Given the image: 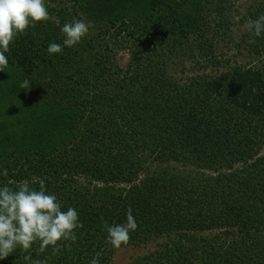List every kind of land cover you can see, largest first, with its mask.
Wrapping results in <instances>:
<instances>
[{"label": "trees", "instance_id": "1", "mask_svg": "<svg viewBox=\"0 0 264 264\" xmlns=\"http://www.w3.org/2000/svg\"><path fill=\"white\" fill-rule=\"evenodd\" d=\"M235 0H45L58 18L10 43L0 71V186L22 181L78 211L75 240L0 264H112L102 226L138 225L129 264H264V33L238 61ZM230 11V10H229ZM264 14L255 0L248 18ZM91 22L61 53L60 29ZM126 49L128 62H116ZM239 51V49H238ZM250 57V58H251ZM29 89H20L24 80Z\"/></svg>", "mask_w": 264, "mask_h": 264}, {"label": "clouds", "instance_id": "2", "mask_svg": "<svg viewBox=\"0 0 264 264\" xmlns=\"http://www.w3.org/2000/svg\"><path fill=\"white\" fill-rule=\"evenodd\" d=\"M53 20L60 24L48 12L45 0H0V71L9 67L5 55L18 35L25 34L29 27L36 22ZM92 27L91 22L83 19H73L66 22L60 31L64 35L63 45L50 43L47 47L49 54L61 53L63 46L72 47L79 43ZM245 31L260 37L264 33V14L255 20H249ZM30 81L24 79L20 89H29ZM0 175H7L5 169ZM39 189L30 186L28 181H22L13 189L8 185L0 186V259L7 258L17 247L27 252L34 242L39 241V251L44 252L52 246L53 255L60 252L58 241L75 240V231L82 228L78 211L69 207L62 209L61 202L55 194L46 191L45 181L38 180ZM102 226L107 232L106 243L119 249L127 245L131 239L130 232L138 227L132 209L126 210V221L110 225L103 220ZM97 253L89 264H99ZM24 260L30 264H48L45 260H32L31 255H25Z\"/></svg>", "mask_w": 264, "mask_h": 264}, {"label": "rangeland", "instance_id": "3", "mask_svg": "<svg viewBox=\"0 0 264 264\" xmlns=\"http://www.w3.org/2000/svg\"><path fill=\"white\" fill-rule=\"evenodd\" d=\"M255 0H235L234 6H230V11L228 13H224L225 15L230 16V28L232 31L233 42L241 43V46L230 49L228 54L236 53V58L238 61H247L248 59L255 60L254 57H249L247 55L246 48H242L243 42L247 41L248 43H252L254 39L250 35L251 33L245 31V25L250 20L248 18V12L250 10V6L253 4ZM264 57V53L260 55V58ZM116 62L122 66H124L129 60V53L126 49L116 51ZM156 242L153 241L147 245L142 246H134V245H122L119 249L116 248L114 254L112 256V264H129L133 257L138 255H142L143 253L153 249L156 247Z\"/></svg>", "mask_w": 264, "mask_h": 264}]
</instances>
